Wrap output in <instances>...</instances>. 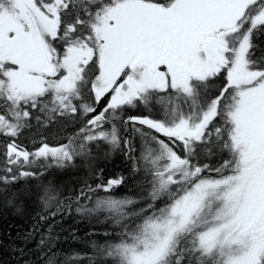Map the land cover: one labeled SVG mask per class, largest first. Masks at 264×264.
<instances>
[{
  "label": "snow or ice",
  "instance_id": "6c2138e0",
  "mask_svg": "<svg viewBox=\"0 0 264 264\" xmlns=\"http://www.w3.org/2000/svg\"><path fill=\"white\" fill-rule=\"evenodd\" d=\"M262 43L264 0H0V197L59 206L38 178L104 142L145 181L132 197L115 195L123 176L76 193L113 226L91 264H264ZM33 120L76 129L29 150Z\"/></svg>",
  "mask_w": 264,
  "mask_h": 264
},
{
  "label": "trees",
  "instance_id": "16d2710c",
  "mask_svg": "<svg viewBox=\"0 0 264 264\" xmlns=\"http://www.w3.org/2000/svg\"><path fill=\"white\" fill-rule=\"evenodd\" d=\"M41 119L44 117L41 116ZM75 129V124L59 120L47 126L38 125L33 120L32 128L26 129L18 142L34 150L33 138L37 144L41 139L49 144H57L72 135ZM126 138L137 146L138 154L139 137L129 129ZM9 142V137L0 134V173L4 169L3 153ZM90 162L91 170L88 167ZM92 171L98 175L93 176ZM101 176L105 179L125 177L124 184L115 189L118 197L136 196L145 181L142 173L133 172V161L128 154L120 148L99 142L92 147L90 160L77 158L74 166L63 169L51 166L44 177L38 178L45 183L54 181L59 186V206L53 202L46 208L35 199L21 197L20 201L13 202L10 197H0V264H48L50 257L54 258V264H91L92 260H100L102 256L96 253L92 243H103V234L111 233L113 226L105 219L107 214L104 212L92 216L77 212L78 204L91 207L92 203L85 200L77 202L75 197L85 181L94 186ZM36 183L23 177L17 182L20 187H32ZM53 211L55 215H52ZM77 254L81 257L79 261L68 260L69 256L75 257Z\"/></svg>",
  "mask_w": 264,
  "mask_h": 264
}]
</instances>
